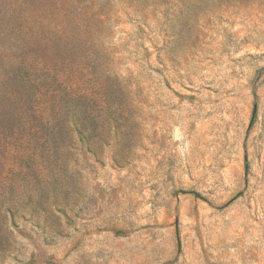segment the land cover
<instances>
[{
    "label": "rangeland",
    "instance_id": "obj_1",
    "mask_svg": "<svg viewBox=\"0 0 264 264\" xmlns=\"http://www.w3.org/2000/svg\"><path fill=\"white\" fill-rule=\"evenodd\" d=\"M32 60L97 126L6 109L0 264H264V0H0V91Z\"/></svg>",
    "mask_w": 264,
    "mask_h": 264
},
{
    "label": "trees",
    "instance_id": "obj_2",
    "mask_svg": "<svg viewBox=\"0 0 264 264\" xmlns=\"http://www.w3.org/2000/svg\"><path fill=\"white\" fill-rule=\"evenodd\" d=\"M38 61L40 60H32L27 63L19 62L15 69L5 72L4 78L1 80L0 120L4 122L10 118L6 113V109L10 110L12 107L19 116H23L21 113L22 107L25 111V107L29 104L32 108V115L37 116L41 122L42 134L45 137L54 138L60 133L58 122L54 125H49V121L55 120V113L59 112L63 105L68 110L67 112L72 113L71 115L73 116V121L68 125L67 133L69 130L71 132L77 131L79 135L92 136L96 131L97 117L93 113L96 99L91 95L66 93L58 98L52 97L48 101L49 107L41 108L37 105L36 88L39 85L36 82L43 73H47V76L49 75L44 64L37 67ZM49 111L50 113H48ZM59 127L64 131L63 127Z\"/></svg>",
    "mask_w": 264,
    "mask_h": 264
}]
</instances>
